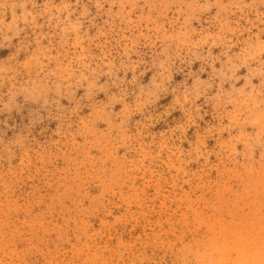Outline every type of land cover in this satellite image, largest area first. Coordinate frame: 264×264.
Segmentation results:
<instances>
[{
  "label": "rangeland",
  "instance_id": "rangeland-1",
  "mask_svg": "<svg viewBox=\"0 0 264 264\" xmlns=\"http://www.w3.org/2000/svg\"><path fill=\"white\" fill-rule=\"evenodd\" d=\"M0 264H264V0H0Z\"/></svg>",
  "mask_w": 264,
  "mask_h": 264
}]
</instances>
